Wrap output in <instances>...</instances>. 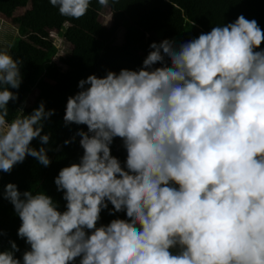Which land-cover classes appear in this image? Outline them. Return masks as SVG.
Returning a JSON list of instances; mask_svg holds the SVG:
<instances>
[{"label": "clouds", "instance_id": "9594fccd", "mask_svg": "<svg viewBox=\"0 0 264 264\" xmlns=\"http://www.w3.org/2000/svg\"><path fill=\"white\" fill-rule=\"evenodd\" d=\"M49 3L79 19L91 0ZM262 44L264 30L240 15L179 45L153 42L138 70L81 79L63 120L86 126L64 141L79 136L83 153L54 179L64 210L43 191L6 184L0 195L13 205L17 236L29 247L18 258L9 240L0 264H264ZM22 63L0 50L3 173L27 156L51 164L50 134L42 132L55 110L41 102L7 119ZM37 138L38 149L31 144ZM115 138L126 150L123 166L111 153ZM105 209L125 218L98 226Z\"/></svg>", "mask_w": 264, "mask_h": 264}, {"label": "trees", "instance_id": "16d2710c", "mask_svg": "<svg viewBox=\"0 0 264 264\" xmlns=\"http://www.w3.org/2000/svg\"><path fill=\"white\" fill-rule=\"evenodd\" d=\"M27 6L22 17H14L17 36L10 46V54L23 61L20 65L23 78L19 89H10L18 92V99L9 101L7 119L11 122L23 113L30 114L41 102L46 110H55V114L44 121L42 132L50 134L45 147L51 164L45 167L27 156L11 173L0 171V193L10 182L21 192L43 191L61 211L66 202L63 193L57 191L54 179L63 167L78 163L83 153L79 136L70 144L65 145L64 141L75 136L79 129L87 131L84 125L66 126L63 120L67 98L80 91L81 79L92 74L104 77L109 70L117 73L122 68L138 70L152 50L153 42L159 44L168 39L179 45L210 32L214 26L234 22L240 15L255 19L264 30V0H109L111 23L108 27L99 21L105 6L98 0H91L87 13L79 19L60 15L49 0H0V14L10 18L19 8ZM52 30L71 45L63 56H58L59 49L50 37ZM261 48L264 49V44ZM36 87L40 90L32 105L25 107L30 92ZM31 144L37 149L41 146L38 138ZM111 153L123 166L126 150L120 138L114 139ZM111 207L109 204V209ZM115 218L124 219L125 214L109 215L108 209L102 210L98 226ZM20 224L13 205L0 195V230L4 233L0 237V251L8 250L9 240H13L20 249L15 253L18 258H22L29 247L17 236Z\"/></svg>", "mask_w": 264, "mask_h": 264}, {"label": "rangeland", "instance_id": "374dc122", "mask_svg": "<svg viewBox=\"0 0 264 264\" xmlns=\"http://www.w3.org/2000/svg\"><path fill=\"white\" fill-rule=\"evenodd\" d=\"M26 8H19L13 15V17H5L0 14V50H7L10 52V46L17 36V23L14 17H22ZM99 21L104 26H109L111 23V12L109 8L104 7L101 13L99 14ZM50 37L59 49L58 56H63L67 51L70 50L71 45L62 38L56 30L50 31ZM58 62L57 58L54 59ZM40 87H36L32 90L28 96L27 101L24 103L25 107H30L34 101L36 94L39 92Z\"/></svg>", "mask_w": 264, "mask_h": 264}]
</instances>
